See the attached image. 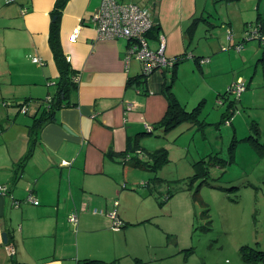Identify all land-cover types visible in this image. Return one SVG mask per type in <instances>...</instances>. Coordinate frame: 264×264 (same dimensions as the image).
<instances>
[{
	"label": "crops",
	"instance_id": "obj_1",
	"mask_svg": "<svg viewBox=\"0 0 264 264\" xmlns=\"http://www.w3.org/2000/svg\"><path fill=\"white\" fill-rule=\"evenodd\" d=\"M133 1L151 10L155 26L149 37L159 40L156 47L149 40L151 47L164 43L167 57L186 55L175 67L177 71L190 58L215 75L224 68L228 55L231 60L236 58L225 52L214 61L212 54L198 48L199 36L197 46L191 43L192 36L201 31V22L212 28L217 20L228 21L229 27L238 28L239 37L249 24L264 26V0ZM55 3L0 0V184L10 187L8 194L0 192V264H80L85 258L99 259L91 256L96 254L93 250H107L111 243L106 240L101 247L86 248L83 234L110 228L109 217L96 210L103 204L105 209H114L112 199L119 189L128 188L130 182L123 179L129 161H123L127 140H136L142 149L145 134L162 130L153 126L168 108L162 89L170 82L167 71L174 66L156 70L135 87L131 78L142 75V66L134 56L126 66L129 40L100 39L91 23L101 0H67L60 16V38L78 76V87L67 98L71 104L58 108L52 120L35 129L33 152L25 166L17 168L30 145L29 126L34 116L43 112L46 98L57 91L59 69L49 43ZM195 18L200 20L194 32L189 28ZM79 24L80 33L72 39ZM214 33L207 30L204 34ZM235 37L226 46L235 53L242 54L248 44L263 47L258 41H248L237 51L232 45L240 38ZM221 41L216 37V42L209 44L212 52L220 51ZM33 56L42 62H34ZM262 56L264 49L252 64L255 70L246 90L259 69L264 78ZM203 57L209 60L201 62ZM27 65L34 73L26 72ZM260 85L258 80L255 88ZM25 100L27 112L20 105ZM29 193L35 195L38 204L24 200ZM15 200L21 202L16 204ZM73 212L78 214L77 222L69 220ZM4 232L10 243L5 242ZM114 260L107 262L115 264Z\"/></svg>",
	"mask_w": 264,
	"mask_h": 264
},
{
	"label": "rangeland",
	"instance_id": "obj_2",
	"mask_svg": "<svg viewBox=\"0 0 264 264\" xmlns=\"http://www.w3.org/2000/svg\"><path fill=\"white\" fill-rule=\"evenodd\" d=\"M227 23L217 20L211 28L201 22V31L191 38L197 46L199 36L198 48L212 54L214 61L225 52L236 57L228 55L223 69L214 75L189 58L175 73L173 68L167 71L169 79L175 76L172 89L181 104L190 112L202 102L201 107L192 119L143 136L138 154L146 166L134 167L128 161L123 171L128 188L119 189L112 199L114 209L98 206V214L109 217L110 228L83 234L86 248L111 243L107 250L88 249L96 253L91 256L105 260L96 264H110L107 260L114 258L115 264H264L262 70L253 75L240 101L228 91L241 74L247 84L264 48L248 44L242 54L221 49L230 43L228 29L241 39L238 28ZM207 30L214 36L204 34ZM216 37L222 41L215 53L209 44ZM149 40L154 47L159 43L155 37ZM34 71L26 66V72ZM258 80L261 85L255 88Z\"/></svg>",
	"mask_w": 264,
	"mask_h": 264
},
{
	"label": "built area",
	"instance_id": "obj_3",
	"mask_svg": "<svg viewBox=\"0 0 264 264\" xmlns=\"http://www.w3.org/2000/svg\"><path fill=\"white\" fill-rule=\"evenodd\" d=\"M91 23L96 28L98 38L100 39H117L120 37L128 39L129 45L125 58L126 66L129 65L133 56L138 58L141 62L142 72L145 77H149L160 68L173 67L177 60L175 56L167 57L165 55L164 43H161L158 48L151 47L148 32L155 26V22L152 18L150 8L139 2L133 0H101L99 8L91 18ZM81 28L82 24L74 28L72 39L78 37ZM234 36V32L228 29V40H234ZM248 41H258L264 47V26L259 23L246 26L241 39L235 44L237 50H240ZM225 48L226 46H224ZM208 60V57H203L200 61L205 62ZM33 61L42 62L38 56H33ZM75 80H78V76H76ZM245 89L246 83L243 78L238 79L228 86V91L234 93L236 96L241 95ZM137 91L140 92L141 89ZM51 99L52 96L49 95L46 98V102L49 103ZM9 190L8 184H0V192L8 194ZM24 200L35 204L39 203V200L33 193H29ZM20 202L19 200H15L16 204ZM114 215L115 224H119L117 215ZM69 220L77 222L78 214L76 212L71 213ZM11 252H14L13 248Z\"/></svg>",
	"mask_w": 264,
	"mask_h": 264
},
{
	"label": "trees",
	"instance_id": "obj_4",
	"mask_svg": "<svg viewBox=\"0 0 264 264\" xmlns=\"http://www.w3.org/2000/svg\"><path fill=\"white\" fill-rule=\"evenodd\" d=\"M66 1L67 0H56L55 9L53 10V21L51 23L50 33H49V43H50L51 49L54 54V59L59 69V79L56 83L57 91L52 96V99L49 103H47L46 100L45 102L43 101L46 104L43 112L38 117L34 116L35 120L29 126L30 145L23 159L17 164V168L19 169H22V167H24L25 163L28 161V158L31 156L33 152V148H34L35 141H36V138L33 135V133L37 129H39V127H41L44 123L52 120L58 108H60L63 105H69L72 103V101H70L67 98L70 97V95L73 92H75V90L78 87V80H75L77 74L75 73L74 68L72 67L70 61L67 59V56L64 53L62 43H61V38H60V16H61V13H62L61 11L63 7L65 6ZM199 20L200 18H195L193 20L189 28L190 31H194L196 29ZM151 30L148 32V37H149ZM185 56H180V57L176 56L177 60L175 59L176 62L174 63V67H173L174 73L176 72L175 67L180 62L179 60L185 58ZM260 60L264 61V56L261 57ZM263 73H264V68H263ZM141 74L142 75H140V77H132L131 79H134L133 81L136 83L142 84L141 82L142 78L145 76L143 75V72ZM174 79H175V76L173 75L172 78L170 79V82L167 83L165 87L162 89V91L165 93L167 100H168V108H167V112L164 115V117L159 122H156L154 124L153 126L154 129L158 128V129H163V130H170L173 127L183 123L184 121L192 119L193 115L195 116L197 114L196 109H200L201 107L202 102L198 104L196 107H194L193 110L190 112L187 110V108H185L181 104V102L177 99L172 89V84L174 82ZM129 83H131V80H129ZM247 86L248 84H246V88ZM26 103H27V100L22 101L20 105H23ZM231 103H234V101L231 100ZM224 115L229 116L230 113L227 112L226 114L224 113ZM139 149H141V144L140 143L138 144L136 140L131 141L129 138L127 140V148L123 154L125 155V158L123 159V161L128 159L129 161H132L136 166L145 167L146 163L143 160H141L139 157V154H138ZM149 153L154 154V152H149ZM127 155H130V158H128ZM231 158H233V156H231ZM224 160L228 162L231 161V159L230 160L224 159ZM9 241L10 239L8 240V243H10ZM101 262H103V260L101 259L85 258L82 260V262H80V264H94V263L96 264V263H101ZM110 264H114V263L111 262Z\"/></svg>",
	"mask_w": 264,
	"mask_h": 264
},
{
	"label": "water",
	"instance_id": "obj_5",
	"mask_svg": "<svg viewBox=\"0 0 264 264\" xmlns=\"http://www.w3.org/2000/svg\"><path fill=\"white\" fill-rule=\"evenodd\" d=\"M192 56V54H187V56ZM240 96L241 95H239V96H236V98L238 99V98H240ZM21 109L24 111V112H27V110H28V106L26 105V104H23L22 105V107H21ZM25 166V165H24ZM3 236H4V240H5V242H7L8 241V234H7V232H4L3 233Z\"/></svg>",
	"mask_w": 264,
	"mask_h": 264
}]
</instances>
